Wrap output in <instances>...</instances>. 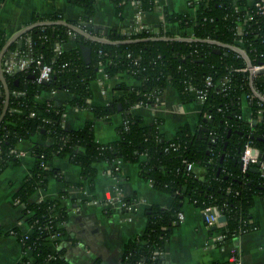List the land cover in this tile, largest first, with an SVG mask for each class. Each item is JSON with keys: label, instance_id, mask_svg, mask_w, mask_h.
I'll use <instances>...</instances> for the list:
<instances>
[{"label": "trees", "instance_id": "trees-1", "mask_svg": "<svg viewBox=\"0 0 264 264\" xmlns=\"http://www.w3.org/2000/svg\"><path fill=\"white\" fill-rule=\"evenodd\" d=\"M131 1L143 11L155 6V0H110L117 16ZM254 1L192 0L194 16L165 9V21L182 29L183 39L162 31L153 35L143 29L129 34L111 30L106 41H98L70 27L80 25L78 20L63 22L58 13L33 16L30 22L33 25L22 35L20 49L51 66V78L44 84L38 82L39 69L33 61L19 72H5L7 93L0 94V173L9 163H19L16 146L20 140L35 134L41 140L31 146L34 165L13 196L24 206L23 217L28 230L23 232L15 227L5 232L16 237L22 250L29 249L31 259L24 258L26 264H70L64 256L65 249L59 247L65 237L66 209L57 199L30 203V195L44 188L52 177L67 186L87 184L88 190L93 191L96 164H113L115 159H120L121 163H136L143 179L172 197L169 207L152 205L146 210L145 228L124 244L120 264H138V261L156 264L158 260L152 258V253L163 252L178 223L177 213L182 211L185 202L199 209L212 206L223 215L221 231L226 238L257 226L250 209L256 198H264V189L260 188H264V176L249 168L239 169L245 144L264 151V140L259 139H264V102L252 95L249 72L240 70L247 66V59L251 64H264V13L257 12ZM68 2L82 8L83 22L93 17L94 0ZM73 34L75 47L62 50L60 46ZM27 36L32 42L29 49L24 43ZM187 37L191 40L184 39ZM81 44L91 49L88 64L82 58ZM17 47V43L12 42L8 49ZM235 47L242 49L244 56ZM214 49H219L220 53ZM99 62L107 77L124 74L137 83L128 85L119 81L116 89L121 94L117 99L105 105L90 106L93 120L76 129H65L61 124L63 107L54 106L49 97L42 99V94L51 96V91H65L74 96L69 105L86 106ZM207 76L211 77L213 86L201 103L194 130L185 124L166 139L158 130V120L145 124L141 115L131 110L136 102L143 105L151 102L166 86L175 89L181 101L196 100L189 87H202ZM224 78L228 81L222 85ZM252 82L253 87L264 93V74H257ZM249 94L251 99L246 97ZM243 99L252 120L243 116ZM260 109L263 111L258 116ZM117 112L124 118L123 124L116 127L117 138L108 143L97 142L94 121L107 119ZM54 157H66L77 165L81 181L68 183L58 169L46 168L47 161ZM185 162L192 164L191 170L185 169Z\"/></svg>", "mask_w": 264, "mask_h": 264}, {"label": "crops", "instance_id": "crops-1", "mask_svg": "<svg viewBox=\"0 0 264 264\" xmlns=\"http://www.w3.org/2000/svg\"><path fill=\"white\" fill-rule=\"evenodd\" d=\"M191 3L192 0H155L152 10L143 11L132 1L117 16L110 0H94V15L88 22H83L82 8L71 5L68 0H0V94L2 91L7 93L3 74L10 61L9 52L15 50L8 49V46L22 41L24 29L31 24L34 15L58 13L63 22L78 20L81 24L74 25L73 30L98 41H106L111 30L129 34L142 29L153 35L167 32L179 39L183 30L175 23L165 21L164 10L194 16L195 7ZM60 47L62 50L75 47L74 34ZM119 81L128 85L137 83L124 74L105 77L99 70L90 83L91 96L86 99V106L69 105L74 96L65 91H57L51 96L44 93L41 98L49 97L54 106L63 107L62 126L76 129L93 120L90 106L105 105L120 96L121 91L116 89ZM156 96L151 102L131 110L141 115L145 124L158 120V130L166 139H170L185 124L191 130L196 129L201 113L198 100L181 101L176 90L170 86L164 87ZM242 108L243 116L252 120L244 99ZM123 121L119 112L107 119H96V141L108 143L115 140L116 127ZM36 142H41L37 134L20 140L16 146L19 163H9L0 173V264H26L24 258L31 259L29 250H22L16 237L5 232L15 227L23 232L28 230L23 217L24 206L13 196L34 165L30 148ZM46 168L58 169L68 183L81 181L79 167L66 157L48 160ZM96 169L93 191L88 190L87 184L67 186L64 181L52 177L44 188L35 190L28 199L30 203L57 199L59 205L66 209L68 216L63 223L65 237L59 247L65 249L64 256L70 264H95L97 261L99 264H120L124 244L145 228L146 210L152 205L167 208L172 201L168 193L154 188L143 179L136 163H121V160L115 159L113 164L97 163ZM116 189L119 195L115 198ZM181 212L183 218L178 219L163 250L164 264H226L233 254L242 264H264V198H256L250 209V216L257 226L231 238H218L222 228L207 227L203 211L192 204L185 202Z\"/></svg>", "mask_w": 264, "mask_h": 264}, {"label": "built area", "instance_id": "built-area-1", "mask_svg": "<svg viewBox=\"0 0 264 264\" xmlns=\"http://www.w3.org/2000/svg\"><path fill=\"white\" fill-rule=\"evenodd\" d=\"M133 2H135V1H133ZM135 4H137V3L135 2ZM254 6L256 7L257 12L262 13V14L264 13V0H255ZM32 25L27 26L24 29V32H26ZM70 27L75 29L74 28L75 26H70ZM179 39H183V38L180 37ZM184 39L191 40V37H187ZM24 43H25V45H27L28 49L31 47L32 42H31L29 36H27L24 39ZM21 45H22V41H21ZM20 48H21V46L18 45V47L15 50L9 52L10 61L8 62V66L5 68L6 70H4V71L10 73L11 70L13 69L14 64H15V61H14L15 56L20 55L21 58H20L19 64H18L19 68H21L23 70L26 67H28L31 64V62L35 61L36 66L39 69V74L36 77L37 81L41 82V80H45L47 82L48 80H50L51 75H52L51 66L41 62L39 58L35 59L30 52H28L26 50H22ZM57 48L59 49L58 46H57ZM235 50L244 56V52L242 51V49L235 47ZM102 67H103L102 62H99V70H101V73L105 77H107V74L104 73ZM99 70H98V72H99ZM240 70L249 72V77H250L249 83L251 85L252 95L258 96L264 102V93L261 94L252 85L253 84L252 79L257 74H264V64H251L247 59V66L245 68H241ZM226 81H228V79L224 78V80L221 82L222 85L225 84ZM212 86H213V81H212L210 76H207L205 78V81H204V84L202 87L196 88V87L190 86L189 90L194 95L195 99L198 100L200 103H202L206 100L208 91ZM54 93H55V91H51L49 94L53 95ZM252 95L249 94V95H246V97H249L251 99ZM156 97L157 96L155 95L154 98H156ZM142 105H143L142 102H140V101L136 102L135 104L132 105V109L138 108ZM262 111H263L262 109L258 110V112H257L258 116L261 115ZM31 115H34V113H31ZM18 155H19V153H18ZM240 163L242 164V169H241L242 171H246L251 166L258 165V170H259L260 175L264 176V160L260 159V151L257 148H255L249 144H245V146H244V148L240 154ZM191 167H192V164L190 162H185V169L187 171L191 170ZM118 195H119V192L116 189L115 190V198L118 197ZM112 199L113 198H111V200ZM201 210L203 211V213L205 215V224L207 227H214L217 229L223 228L222 227L223 222L218 220V218L221 216V214H218L212 206H207ZM182 218H183V214L181 212H178L177 213V219H182ZM217 237L222 238L225 236L222 233V234H219ZM25 250H29V249H25ZM152 258H156L158 260L156 262V264H164L162 251L155 250L152 253ZM138 264H142V261H138ZM226 264H242V262L233 254L229 257Z\"/></svg>", "mask_w": 264, "mask_h": 264}, {"label": "water", "instance_id": "water-1", "mask_svg": "<svg viewBox=\"0 0 264 264\" xmlns=\"http://www.w3.org/2000/svg\"><path fill=\"white\" fill-rule=\"evenodd\" d=\"M18 45L21 46V42H19ZM79 47H80L81 54H82V58H83L84 62H85L86 64H88V63L90 62V59H91V49H90V47H89V46H86V45H84V44H81ZM213 51L216 52V53H220V50H219V49H214ZM20 58H21L20 55L15 56V58H14L15 64H14L13 69L11 70L10 73H12V72H19V71L22 70V69L19 68V66H18ZM27 77L34 78L35 76H34V75H27ZM41 82L44 84L46 81H45V80H41ZM117 107H118V110H120V108H121V104L118 103V104H117ZM230 131H231V130H229L228 133H230ZM238 133L241 134L240 131H238ZM253 137H254L253 135H250V138H253ZM259 139L264 140L263 138H259ZM260 159H261V160H264V151H263V152H260ZM239 169H242V164H241V163H239ZM249 170L252 171V172H257V171H259V170H258V165L249 167ZM218 173H219V169H217V174H218ZM260 188H261V189H264L263 187H260ZM224 219H225V218H224L223 215H221V216L218 218V220L221 221V222H223ZM212 228H214V227H212Z\"/></svg>", "mask_w": 264, "mask_h": 264}]
</instances>
